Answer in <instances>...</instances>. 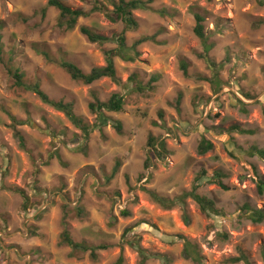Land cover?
I'll return each instance as SVG.
<instances>
[{"label": "rangeland", "instance_id": "1", "mask_svg": "<svg viewBox=\"0 0 264 264\" xmlns=\"http://www.w3.org/2000/svg\"><path fill=\"white\" fill-rule=\"evenodd\" d=\"M60 1L88 15L68 30L49 0H0V264H247L234 260L241 255L264 264V221L253 222L246 208L264 211V159L253 155V147L264 149V0H144L150 8L134 11L138 26L127 31L85 0ZM195 14L204 17L205 41ZM82 26L108 37L125 31L129 47L147 38L128 51L135 60L115 57L119 83L88 85L59 65L85 73L106 65L105 50L116 43H92ZM211 63L220 69L216 84ZM16 70L26 85L72 103L91 126L88 138L17 85ZM115 93L124 97L121 111H90ZM203 140L213 144L205 154ZM217 171L227 188L212 180ZM196 184L219 214L185 196ZM64 230L104 248L95 257L74 251L62 242ZM183 238L196 248L192 258L183 256Z\"/></svg>", "mask_w": 264, "mask_h": 264}, {"label": "trees", "instance_id": "2", "mask_svg": "<svg viewBox=\"0 0 264 264\" xmlns=\"http://www.w3.org/2000/svg\"><path fill=\"white\" fill-rule=\"evenodd\" d=\"M87 1L91 7L92 12H104L107 14V16L114 22L122 21L125 24V31L134 29L138 26V22L134 16V11L136 10H146L149 9L148 1L144 0H85ZM110 4L113 6V10L107 9V4ZM49 6L56 7L60 12V20L59 23L61 26H65L68 30L74 29L77 26L78 20L81 17H85L88 15L87 12L81 10V9H72L71 7L67 6L66 4L62 3L60 0H49L48 2ZM196 18V27H195V34L202 40H206L205 36V27H204V17L200 14H195ZM81 32L84 34L88 40L92 43L104 45L109 42H115L116 47L114 49L105 50V60L106 65L102 67H94L89 73H85L81 68H79L76 64L69 62V61H62L59 63V65L64 68L70 76L77 81H81L85 84H92L102 78H110L115 83H119V78L117 77V71L115 66V57L119 56L127 61H133L135 60V57L133 55H130L128 51L130 49L136 50L139 42L147 40V38H142L135 44H133L132 47H129L127 45L126 37H125V31L121 34L108 37L99 33L94 32L92 29L82 26ZM210 50V47H207V51ZM2 51V35L0 34V54ZM136 52V51H135ZM137 53V52H136ZM46 57L49 58V55L47 53H44ZM216 68L215 78L211 80L214 84L219 82V66L216 63H211ZM184 70L186 74V66L184 65ZM14 76L16 78V84L19 86H24L28 90L34 92L36 95L39 96V98L46 104L54 107L55 109L63 112L69 120L79 129L82 130L83 135L85 138H88L91 130V126L88 125L81 117L76 115L73 104L67 103L62 100H53L51 99L41 88L39 83L26 85L24 83V74L20 72L19 70H16L14 73ZM159 77L158 75H154L152 77L153 81H158ZM206 79V78H205ZM130 82L134 84V89L137 91L143 92L145 90V87L137 80L136 75H132L129 78ZM178 103H180V98L177 100ZM125 100L124 97L121 94L115 93L113 94L107 101H100L99 99L95 102L90 103L89 108L90 111L93 114H102L103 112H118L121 111L124 107ZM17 122V121H16ZM21 123V122H19ZM16 124V123H15ZM115 128L118 132H122V124L120 122L115 123ZM232 131H236L241 134L249 133V131L241 128L240 126H233L231 128ZM16 136L19 139L21 146H24V139L21 136L20 132L16 129ZM150 145H155V139L151 138ZM162 150L165 149V143H161ZM213 148V144L207 140H203L199 146V152L201 154H205L208 151H210ZM158 154L162 157V152H158ZM253 155H258L262 159H264V149L253 147ZM148 165H151V160L148 159ZM216 176L213 177L212 180H215L219 186L223 188H227L223 182L222 178L224 177V174L221 172H216ZM198 187L199 185L196 184L192 191L189 194L199 205L200 209L207 214H219V210L216 208V205L213 200L207 198L206 196H203L198 193ZM258 192L260 195L264 196V180H260L258 183ZM152 196L155 198L156 201L161 203L162 205L166 207H170L171 204H173V201H169L168 199H164L162 197H159L158 195L152 193ZM247 209L252 210L251 214L249 215L250 219L255 223H261L264 221V211L260 209H252L250 206H246ZM184 239V250H183V256L186 258H192V252H196V248L194 244H192L188 239ZM62 242L69 247H71L74 251H81V252H87L90 251L92 256H96V250L98 248H104L99 246H92L85 242H75L71 234L68 230H64L62 234ZM144 256L146 257L143 250H141ZM262 256L264 258V246L262 248ZM235 261H245L247 264H250L248 262V259L245 257V255H241L240 257L234 259ZM123 259L119 258L118 261L114 264H122Z\"/></svg>", "mask_w": 264, "mask_h": 264}]
</instances>
